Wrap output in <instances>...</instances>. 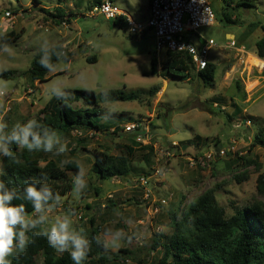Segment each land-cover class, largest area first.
Instances as JSON below:
<instances>
[{"label":"rangeland","instance_id":"rangeland-1","mask_svg":"<svg viewBox=\"0 0 264 264\" xmlns=\"http://www.w3.org/2000/svg\"><path fill=\"white\" fill-rule=\"evenodd\" d=\"M95 1L0 0V36L12 30L22 32L14 44L7 46V52H0V69L15 72L8 80L0 78V87L5 93L0 96V123L7 125L2 133L11 132L16 125L32 119L55 95L53 89L97 94L123 87L128 92L139 91L140 101L101 106L106 112L127 113L129 119L123 123L119 124L120 120L115 118L110 123L105 118H93L98 123L119 124V131L73 132L69 138L53 134L59 143H54L53 151L45 155H51L49 158L61 167L69 160L76 162L80 170L67 175L75 183L79 175L84 186L76 183L75 190L54 206L25 219L30 227L31 222L42 216V224L47 229L56 221L67 219L70 230L85 234L90 233L89 223L93 220L104 251L129 252L121 264H156L162 252L159 248L153 250L155 241L172 232L168 219L170 209L180 204L185 208L212 188L227 215L234 213V207L261 200L256 180L264 175V148H251V143L264 129V82L257 91H250L248 97L243 94L244 85L257 78L253 71L244 69L239 50L256 52L255 43L264 33L248 29L251 23L264 24V0H254L252 6L238 8L235 6L244 0H208L214 24L201 28L198 33L214 45L208 56L217 66L213 88L203 85L195 74L185 80L151 74V59L156 57L160 61L159 73L165 60L163 53L156 54L152 34L132 37L125 27L114 26L100 16L87 17ZM104 1H110L135 19L148 3V0H101ZM57 5L65 15L72 14L70 23L48 16L47 13H55ZM6 12L10 17L5 16ZM229 33L235 36L234 48L229 47L226 37ZM59 42L65 43L67 52H72L71 59H60L49 73L51 80L36 83L37 88L32 89L27 72L34 56ZM91 57L95 63L86 61ZM236 73L242 75L243 81ZM237 79L240 89L235 83ZM164 81L167 85L161 93ZM133 120L143 121L158 152L170 149L172 143L178 144L177 149L171 148L174 157L166 174L158 179L161 184L153 180L148 183L149 200L144 199L137 179L150 175L151 169L138 159L132 163V173L123 179L101 181L91 171L95 151L117 156V146L133 143L132 137L121 131L125 122ZM196 136L202 139L198 146L193 140ZM84 138L87 142L81 144ZM61 146L66 150L58 155L56 150ZM203 148L215 154L213 160L206 167H190L188 159L199 157ZM231 148L235 151L230 152ZM219 150L229 154L220 156ZM243 174L247 180L238 182L235 175ZM161 199L167 204H161ZM117 231L124 233L119 246L105 247V243L111 245ZM57 254L62 253L57 251Z\"/></svg>","mask_w":264,"mask_h":264},{"label":"trees","instance_id":"trees-1","mask_svg":"<svg viewBox=\"0 0 264 264\" xmlns=\"http://www.w3.org/2000/svg\"><path fill=\"white\" fill-rule=\"evenodd\" d=\"M254 0H244L239 6H252ZM96 0L94 4H100ZM151 3V2H150ZM38 5V3L36 2ZM228 5L231 6L229 3ZM45 12L44 9H41ZM52 19L64 20L68 23L69 16L57 7L55 13H47ZM238 20V18H235ZM234 19V21H235ZM233 21V22H234ZM56 23V22H54ZM236 23V22H234ZM57 24V23H56ZM114 26L123 25L112 22ZM256 29L264 33V24L251 23L249 32ZM14 30L0 36V52L6 46L14 44L21 36ZM246 34V33H245ZM59 42L52 47L40 50L33 58L30 69L27 72L30 86L36 89L35 83H44L51 80L50 71L56 63L64 58L71 59L72 52H67ZM257 57L264 60V36L255 43ZM45 55L48 56L51 67L41 66L39 61ZM162 73L164 77L184 79L195 76L201 83L209 88L215 84L217 66L209 63L202 71H196L190 56L184 52H166L164 54ZM88 63H95L94 57L87 58ZM157 62L151 59V74H157ZM15 75L14 71L0 69V78L8 80ZM238 88L239 80H235ZM66 95L57 97L53 95L32 119L36 122L34 131L42 137L58 135L70 137L73 132L91 133L92 131L104 132L112 129L114 133L120 130L127 113H110L101 110V106L113 102L140 101V92L121 90H109L100 94L85 90H63ZM94 117L120 120L116 126L109 123H98ZM123 118V119H122ZM136 121V120H133ZM132 121V122H133ZM28 122V121H27ZM26 122V123H27ZM131 121H127L128 123ZM24 123V124H26ZM23 124V125H24ZM10 132L0 133L8 135ZM196 146L202 141L201 137L193 139ZM206 140V139H205ZM81 144L87 139H81ZM194 142V143H195ZM185 145V144H184ZM13 157L0 156V179L4 180L7 188H15L20 199L14 200V205L23 204L26 215L35 213L30 201L23 199L24 188L28 184H34L37 189L45 185L50 189L52 196L44 204L43 209L54 206L60 199L69 195L76 183L67 175L68 172H78L76 162L69 160L63 167L54 160L51 155H45L42 150L28 151L27 148L18 147L15 143L9 145ZM264 148V129L259 132L251 143V148ZM119 154L113 156L103 151H95L91 171L101 181L123 179L132 173V163L139 160L151 169L154 160V148L152 145L141 146L136 143L117 146ZM220 151V150H219ZM218 151V153H219ZM208 152V151H207ZM229 153H227L228 155ZM200 155H202L200 153ZM195 158V157H194ZM43 162L44 165H40ZM238 182L246 181L247 175H235ZM256 191L261 200H254L243 207H234V213L227 215L225 209L219 206L216 200L214 188L201 193L185 208L181 204L168 212L169 224L172 232L168 236H160L155 241L153 250L161 249V257L156 264H264V175H259L256 180ZM57 195L60 197L56 199ZM90 233L79 231L88 241L90 250L82 264H121L123 258L128 257L127 250L119 249L116 253L104 251L103 241L98 237V228H94L93 220L90 221ZM19 227L17 231H19ZM47 229L42 223L36 227L26 229L28 243L23 251L18 248L13 255L8 257L10 264H74L70 251L58 255L55 248L51 247L46 236L42 235ZM99 241V243H98Z\"/></svg>","mask_w":264,"mask_h":264},{"label":"built area","instance_id":"built-area-1","mask_svg":"<svg viewBox=\"0 0 264 264\" xmlns=\"http://www.w3.org/2000/svg\"><path fill=\"white\" fill-rule=\"evenodd\" d=\"M10 15L9 12L5 13L7 17ZM86 16L89 18L100 16L106 21L117 22L123 25L132 37H142L151 33L156 54L187 53L196 71L204 70L210 63L208 56L214 45L210 40L198 36V31L201 28L211 27L214 24V14L208 0H151L150 16L144 21L135 19L110 1H104L93 5ZM192 35L197 36L198 45L191 39ZM234 46V42L229 41V47L234 48ZM121 128V131L130 135L137 145H152L154 148V160L150 175H144L137 179L138 185L144 191V199L149 200L151 191L148 183L153 180L161 184L158 179L166 174L169 161L174 157L171 148L177 149L178 144L172 143L170 149L158 152L157 147L151 142L148 128L143 124V121L128 122ZM233 151H235L234 148H231L230 152ZM225 153L227 151L220 150L218 154L224 156ZM214 155L211 152H204L199 157L188 159V164L190 167H206L213 160ZM160 203L165 205L167 201L161 199Z\"/></svg>","mask_w":264,"mask_h":264},{"label":"clouds","instance_id":"clouds-1","mask_svg":"<svg viewBox=\"0 0 264 264\" xmlns=\"http://www.w3.org/2000/svg\"><path fill=\"white\" fill-rule=\"evenodd\" d=\"M3 51H8L6 46L3 48ZM39 63L45 68L51 67L47 55L42 57ZM52 91L57 97L66 95L63 90L58 88ZM4 94V88L0 87V96ZM6 127L5 123H0V133ZM35 127L36 122L29 120L24 125H16L10 134L0 135V154L5 157L14 158L12 150L9 147L13 143L18 147L27 148L30 152L37 150L44 152L53 151L54 143H59V140H54L52 135H47V132L42 137L38 132L34 131ZM65 150V146H61L56 151L59 155ZM0 175H3V173L0 172ZM76 183L81 187L84 186L79 175L77 176ZM51 196L52 193L47 185L41 189H37L34 184H28L24 188L23 199L30 201L36 212L43 210L44 204ZM20 198L15 188H7L4 180L0 179V264H10L8 257L13 255L17 248L23 251L28 243L25 230L28 229L29 222L25 219V206L23 204H13L14 200ZM56 199L59 200L60 197L57 195ZM43 221L44 217L41 216L38 221L31 222V227L34 228L37 223H42ZM18 227L19 231H17ZM42 235L47 237L50 246L57 251L63 253L71 250L70 254L74 264H82L90 250L89 241L79 232L70 230V223L67 219L56 221ZM122 238H124V233L117 231L113 234L111 245L105 243V247H118V241Z\"/></svg>","mask_w":264,"mask_h":264},{"label":"crops","instance_id":"crops-1","mask_svg":"<svg viewBox=\"0 0 264 264\" xmlns=\"http://www.w3.org/2000/svg\"><path fill=\"white\" fill-rule=\"evenodd\" d=\"M150 2H151V0H148V3L144 7V9L138 13V16L136 18L137 20L144 21V20L149 18V16H150ZM36 6H37V4H36ZM55 7L56 8L57 7L61 8L59 5H57ZM198 36L204 38L199 33H198ZM226 37H227V39L229 41H232V40L234 41V39H235V36L233 34H230V33L226 34ZM62 45L64 47L65 43H63ZM239 52H240L239 56L241 57L240 58V62L242 61L243 65L245 66L244 69H248V70L250 69L251 71H253L255 73V75H256V78H257L256 80H252V81H250V82H248L247 84L244 85L243 94H246L247 97H248L250 95V91H257L262 86L261 85L262 82H264V60L259 59L255 52L253 53V52L245 51V50H243V51L239 50ZM155 59H156V62H157L156 71H157V75H158L159 68H160V64H159L160 61L156 57H155ZM247 62H249L248 63L249 65L247 64ZM236 76L241 78V80L243 81V79H242L243 77H242V75L240 73H236ZM35 85H36V83H35ZM166 85H167V81H164V86L160 87L161 88V90H160L161 93L164 92ZM112 130H113V128L110 129L109 131H112ZM203 152H207L206 148L201 149L200 153H203Z\"/></svg>","mask_w":264,"mask_h":264},{"label":"water","instance_id":"water-1","mask_svg":"<svg viewBox=\"0 0 264 264\" xmlns=\"http://www.w3.org/2000/svg\"><path fill=\"white\" fill-rule=\"evenodd\" d=\"M191 39L193 40V42H194L196 45L199 44V42L197 41V36H196V35H192V36H191Z\"/></svg>","mask_w":264,"mask_h":264},{"label":"bare ground","instance_id":"bare-ground-1","mask_svg":"<svg viewBox=\"0 0 264 264\" xmlns=\"http://www.w3.org/2000/svg\"><path fill=\"white\" fill-rule=\"evenodd\" d=\"M259 63V62H258ZM258 65V64H257Z\"/></svg>","mask_w":264,"mask_h":264}]
</instances>
